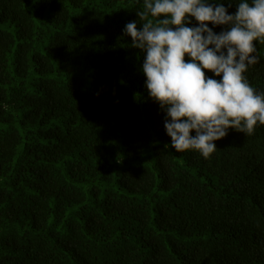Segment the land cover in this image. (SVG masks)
<instances>
[{"label":"trees","instance_id":"trees-1","mask_svg":"<svg viewBox=\"0 0 264 264\" xmlns=\"http://www.w3.org/2000/svg\"><path fill=\"white\" fill-rule=\"evenodd\" d=\"M143 8L0 0V264H264V125L176 152L125 34Z\"/></svg>","mask_w":264,"mask_h":264},{"label":"clouds","instance_id":"clouds-1","mask_svg":"<svg viewBox=\"0 0 264 264\" xmlns=\"http://www.w3.org/2000/svg\"><path fill=\"white\" fill-rule=\"evenodd\" d=\"M143 4L137 12L142 29L129 22L125 34L132 38V47L146 53V88L166 112L171 147L208 158L217 148L214 142L229 129L251 135L257 124L264 125V93H257L245 76L248 67L259 62L253 55L255 42L264 44V0H240L231 15L212 0ZM189 18L198 26H187ZM209 24L227 27L216 34ZM206 71L220 79L208 77Z\"/></svg>","mask_w":264,"mask_h":264}]
</instances>
